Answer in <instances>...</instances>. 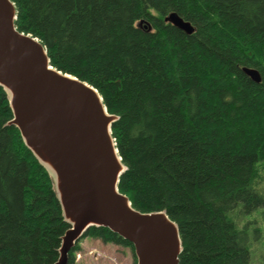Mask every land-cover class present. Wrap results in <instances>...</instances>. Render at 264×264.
Instances as JSON below:
<instances>
[{
  "label": "trees",
  "instance_id": "trees-1",
  "mask_svg": "<svg viewBox=\"0 0 264 264\" xmlns=\"http://www.w3.org/2000/svg\"><path fill=\"white\" fill-rule=\"evenodd\" d=\"M11 1L17 30L118 117L111 134L126 167L118 190L134 209L165 211L177 224L179 264H255L250 239L262 235L257 219L264 223V0ZM171 12L193 32L165 22ZM10 119L0 87V264H51L68 224ZM83 236L133 253L108 228ZM78 247L67 264H77Z\"/></svg>",
  "mask_w": 264,
  "mask_h": 264
},
{
  "label": "water",
  "instance_id": "water-1",
  "mask_svg": "<svg viewBox=\"0 0 264 264\" xmlns=\"http://www.w3.org/2000/svg\"><path fill=\"white\" fill-rule=\"evenodd\" d=\"M11 0H0V87L22 143L53 184L67 229L60 237L57 259L68 255L90 227H105L129 241L136 264H179L182 243L177 224L165 211L134 209L119 192L126 170L118 154L107 112L98 91L63 73L49 62L46 48L17 30ZM187 34L193 27L175 12L164 17ZM254 82L257 69L242 67Z\"/></svg>",
  "mask_w": 264,
  "mask_h": 264
},
{
  "label": "rangeland",
  "instance_id": "rangeland-1",
  "mask_svg": "<svg viewBox=\"0 0 264 264\" xmlns=\"http://www.w3.org/2000/svg\"><path fill=\"white\" fill-rule=\"evenodd\" d=\"M248 217L241 218L238 225L241 226ZM236 219V218H235ZM258 223L263 228L262 235L258 239H250V251L255 264H264V226L261 220ZM254 224H250L252 227ZM78 249L74 252L77 264H133L134 258L130 248L103 242L98 238L83 236L78 241Z\"/></svg>",
  "mask_w": 264,
  "mask_h": 264
},
{
  "label": "bare ground",
  "instance_id": "bare-ground-1",
  "mask_svg": "<svg viewBox=\"0 0 264 264\" xmlns=\"http://www.w3.org/2000/svg\"><path fill=\"white\" fill-rule=\"evenodd\" d=\"M261 81V80H260Z\"/></svg>",
  "mask_w": 264,
  "mask_h": 264
}]
</instances>
